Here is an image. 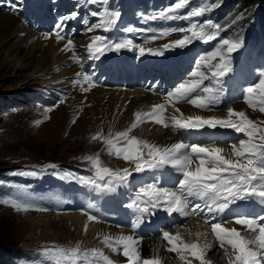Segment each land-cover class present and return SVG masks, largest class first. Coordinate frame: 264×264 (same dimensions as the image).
Segmentation results:
<instances>
[{
	"label": "snow or ice",
	"instance_id": "obj_1",
	"mask_svg": "<svg viewBox=\"0 0 264 264\" xmlns=\"http://www.w3.org/2000/svg\"><path fill=\"white\" fill-rule=\"evenodd\" d=\"M78 6L97 5L88 15L96 18L95 23L81 19L84 34L90 40L86 45V58L100 61L108 53L119 54L122 50L135 53L140 61L145 56L164 57L167 52L191 48L196 42L209 44L216 41L211 50L198 55L192 70L179 82L163 93V103L154 104L149 111L137 110L131 124L123 131L109 130L107 136L97 132L91 141H101L106 154L124 161L128 166L115 170L102 165L100 156L87 155L82 161L90 165L91 175L77 176L67 170L60 171L58 165L47 164L38 170H21L13 175L37 177L48 170L63 180H71L92 189L100 195L116 194L121 189H131L136 177L148 176L150 182H141L123 204L131 214L130 234L110 236L104 234L100 242L114 255H122L126 264H163L160 255H142L144 236L138 230L150 222L151 218L162 213L169 218L175 231L161 230L159 239L165 242L164 251L175 254L179 264H212L207 259L212 244L207 242L209 232L215 240L227 264H264V120L250 119L244 111L226 107V116L212 113L224 111L226 91L232 90V103L242 100L254 112L264 114V69L258 70L252 83L230 84L233 73V53L244 47L243 39H228L221 36V26L210 20L203 23L190 22L185 27L136 28L126 26L123 33L139 34L141 43L122 36L113 39V32L121 18V12L109 7L110 0H77ZM191 0L176 2L157 10L154 14H138L144 22L149 21H192L210 10L211 5L192 8L187 14L182 10L189 7ZM13 13L19 11L17 3L6 5ZM79 11L58 17L53 29L44 33L48 40L55 36L59 43L65 41L62 52H70L71 60L80 63L73 38L66 34L70 21L77 20ZM91 34V35H88ZM173 34H181L180 39L172 40L159 48H146L144 45L164 39ZM73 87L80 85L86 93L96 87L98 81L93 74L84 71L75 73ZM87 87H84V85ZM160 82L146 85L148 91L158 92ZM61 99L58 103H63ZM190 105L197 111L185 114L178 107ZM45 109L51 112L54 107ZM168 107L173 114L166 115ZM48 117L45 116L44 120ZM75 123V120L72 121ZM37 126L43 121H37ZM152 123L169 130L178 137L170 144H160L131 135L140 125ZM217 130H230L227 140L216 139ZM234 134V135H233ZM17 211H28L32 206L16 200H0ZM88 208H93L89 203ZM89 222H99V218L86 214ZM190 218L202 221L207 231L192 233L183 223ZM233 223L241 226L227 227ZM183 229L189 237L181 235ZM88 224L84 225L87 233ZM247 232L251 238L244 234ZM203 238V242L201 241ZM156 250L153 249V252ZM41 256L49 264H116L109 255L99 248L48 245L41 249Z\"/></svg>",
	"mask_w": 264,
	"mask_h": 264
},
{
	"label": "rangeland",
	"instance_id": "obj_2",
	"mask_svg": "<svg viewBox=\"0 0 264 264\" xmlns=\"http://www.w3.org/2000/svg\"><path fill=\"white\" fill-rule=\"evenodd\" d=\"M252 6L255 10L263 11L261 8H264V0H257ZM3 30L5 29L0 24V31ZM35 42L38 40L30 44ZM12 43L13 39H9L8 44H4L5 49L11 50ZM28 44L22 48L20 56H28L26 54ZM44 53H46L45 47L42 44V47L32 55L30 59L32 64H39L41 61L38 57ZM47 74L48 71L39 77L42 88L45 86L44 80ZM22 83L23 74L0 63V99L8 98L9 94L14 96L20 90H26L28 87L23 89ZM26 98L27 96L24 95L23 99ZM75 104L73 100L64 99V102L58 103V107L51 112L39 111L37 114L28 110L10 112L4 117L0 115V179L4 181L0 182V200L12 199L32 206L31 212L23 214L24 211L21 213L6 204H0V234L3 237V240H0V264H49L40 254L44 246L51 245L48 242L61 241L68 247L82 239L76 240L69 221L61 216L58 217L59 209L50 210L49 215L38 213L46 202L52 203L59 197L72 193L73 187L68 185L71 180H63L53 175L55 170H48L37 177L12 174L21 170H38L50 163L58 165V169L62 172L64 166L79 162L84 156H93L98 152L101 142L91 141V137L98 130L105 131L103 123H96L88 108L75 118ZM59 107L61 108L57 111ZM45 116L48 117L47 120H44ZM251 118L264 120V114L254 113L251 114ZM73 120L75 123L72 122ZM131 120L119 123L117 127H128ZM37 121L43 123L37 126ZM139 133L142 135L141 127ZM107 164L114 168L112 164ZM12 195L16 198L13 199ZM29 195L40 203L30 204L29 198L26 197ZM28 218L29 220L46 218L51 226L50 228L38 226L43 229H37L36 226L33 227L28 223L30 222ZM47 231L55 234V240L51 239L52 236L47 234ZM32 246L34 249L31 251L25 250Z\"/></svg>",
	"mask_w": 264,
	"mask_h": 264
},
{
	"label": "bare ground",
	"instance_id": "obj_3",
	"mask_svg": "<svg viewBox=\"0 0 264 264\" xmlns=\"http://www.w3.org/2000/svg\"><path fill=\"white\" fill-rule=\"evenodd\" d=\"M261 9L264 11V8ZM0 24L1 27L5 29L3 31H0V63L23 74V83L21 84L23 89L27 88L30 84H37V80L39 79V77L45 75L46 72L51 68V66L62 65L64 62H66V55H64L62 52H58L60 44L56 43L53 38H50L43 44L46 53L38 57L41 62L39 64H32L30 59L32 58V55H34L36 51L42 47V43L40 41L31 43L27 47L26 53L29 57L26 55V57L20 56L22 48H25L28 41H30L32 32L24 27V24L21 23L20 18L15 19L9 15H1ZM9 39H13L11 50H7L4 47L5 43L8 44ZM46 66L48 68H46ZM63 74H71V72L65 71ZM9 96L10 94L7 95L8 98L0 99V110L5 109V106L15 102V100ZM75 98L79 102V107L83 106L85 107V109L88 108L90 110L96 123L102 122L104 129H111V131L122 129L118 128L117 124L128 122L129 120H131L135 111H148L150 110L149 108H151V105L158 102L157 98H154L141 91L122 92L118 90H103L100 88L92 89L88 94L84 95H82L80 91H76ZM60 108L61 107H59L57 111ZM180 109L183 112L189 110L185 106L180 107ZM141 133V137L143 139L154 141L160 144H170L175 142L176 140L174 136H172L166 129H163L162 127L154 124L142 125ZM89 203H91L89 200H85L83 209V212L85 213H83L82 211H79L77 213L65 212L61 216V218L69 221V223L71 224V227L74 230L73 236L76 238V240L78 238H82L78 242L82 246H86L95 242L96 234L98 232H105L107 230H110L102 225H99L95 222H89L87 220L86 214H90L91 210L88 208ZM28 221H30L28 223L31 226H36L37 229H43V227L50 228L51 226L50 222H48L46 218L38 220H29L28 218ZM70 224L68 225L69 227ZM85 224H88V230L86 234L84 232ZM198 231L203 232L206 231V229L202 227V224L199 221H194L192 233ZM114 232L116 234H119V232L117 231ZM46 233L52 236V240H55L56 236L54 233L48 231ZM81 234L83 236H81ZM186 234L187 233H185V235ZM192 240H195V236H192ZM201 241L203 242V238H201ZM146 246L150 249L151 253H143L144 256L154 255L153 249H155L156 251L159 250V245L154 240L146 242ZM217 249L218 248H216L215 250ZM159 255L162 257V261L165 262V264H179V261L172 253L160 251ZM221 255V252L215 253L214 251L213 254H211L209 257L214 264H221Z\"/></svg>",
	"mask_w": 264,
	"mask_h": 264
},
{
	"label": "trees",
	"instance_id": "obj_4",
	"mask_svg": "<svg viewBox=\"0 0 264 264\" xmlns=\"http://www.w3.org/2000/svg\"><path fill=\"white\" fill-rule=\"evenodd\" d=\"M219 1V6H222L224 5L225 2H228V1H236V4L235 6L238 8V11L245 15V19L244 20H247V18L250 17L251 15V12L253 13L252 9L254 8L252 5L257 1V0H218ZM252 6V7H251ZM249 7V8H248ZM262 12V11H261ZM240 26H242L244 23L243 21L242 22H239L238 23ZM2 235L0 234V240H3L2 239Z\"/></svg>",
	"mask_w": 264,
	"mask_h": 264
}]
</instances>
